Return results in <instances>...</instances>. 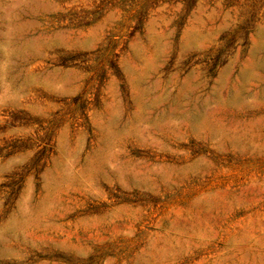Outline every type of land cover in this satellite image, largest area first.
I'll list each match as a JSON object with an SVG mask.
<instances>
[{
    "label": "rangeland",
    "instance_id": "1",
    "mask_svg": "<svg viewBox=\"0 0 264 264\" xmlns=\"http://www.w3.org/2000/svg\"><path fill=\"white\" fill-rule=\"evenodd\" d=\"M0 264H264V0H0Z\"/></svg>",
    "mask_w": 264,
    "mask_h": 264
}]
</instances>
